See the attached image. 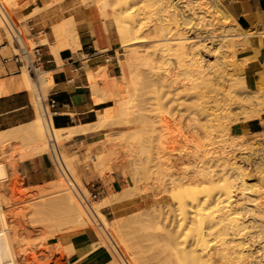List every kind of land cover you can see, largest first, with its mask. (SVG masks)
I'll use <instances>...</instances> for the list:
<instances>
[{
	"label": "rangeland",
	"instance_id": "374dc122",
	"mask_svg": "<svg viewBox=\"0 0 264 264\" xmlns=\"http://www.w3.org/2000/svg\"><path fill=\"white\" fill-rule=\"evenodd\" d=\"M26 1L27 0H18L17 5L20 6ZM217 1L226 8V1L229 0ZM109 2L108 11L113 13L114 11L115 13H119L118 11L121 9L124 10L130 7L128 12H133L132 15H134V18H143L146 31L144 30L142 34V36L144 35V41H139L140 43H135V45L122 46L120 39L115 34L112 21H107L106 24L116 37L117 45L113 57L108 58L109 62L97 67L93 71L94 78L100 79L97 84L98 88L107 87V84L105 85L107 78L104 79L105 73L102 72V68L104 71L103 66H105L107 70L105 77H108L107 80L109 81L107 82L109 85L118 81L120 79L119 67L121 63H123L122 60L128 59L127 52L132 49L139 50L141 54H149L148 56L152 63L150 67H142L144 68L143 70L147 67L149 68L143 71L141 84L129 90L130 110L132 111L131 115H133L132 117L130 116V120L127 121L123 119L121 122L114 121V124L112 123L104 128L89 129L99 133L101 139L98 145L94 148L86 147L82 155L73 156V163L71 159L68 161L66 160V168L69 166L67 169L68 171H66L70 173V176H68L66 171L63 172L67 175L65 176L67 181L72 183L73 186L70 184L72 187L75 185L74 180L79 177L78 173L80 168L88 172L98 171L100 175H104L105 173H109L112 167H114L126 179L124 182V189L111 196H97L95 200H92L90 197L91 194H83L89 200L90 204L95 202V204L99 205V212L95 214L96 216H92H94V220H100L96 221L98 224L101 222L106 227L109 236L114 241L112 247L117 252L116 254H118V256L114 258L113 254H110L112 252L109 251L110 249L108 247V249L106 248L101 236L98 234L97 230H95V226L88 219H86V221L89 224H87L86 227L75 229L67 222L63 211L53 208L50 211H44L42 204L44 202H51L54 198H52L53 195L51 194L43 196L44 198L39 196L41 195V190L39 189H44L42 192L49 193L50 184L46 183L39 186L40 188L37 186H33L32 188L13 182V178L19 177L18 163L20 159L18 155L19 151L22 149L21 147H24L23 145L26 141L10 139L0 146V163L5 162L7 164L8 162L7 165H9V163H14L12 169L10 168L11 165H9L10 167H6L9 169H6V177L4 178L3 176V178L1 177L0 179V199L3 204V212L6 215L8 225L14 232L13 243L15 242L14 245L15 252L18 256V264H67L65 257H68L76 248L71 243H62V238L66 236L78 238L87 234V230L90 242L87 243L88 245L86 248L91 250L89 249V247H91L96 250L94 254L87 256L83 261L81 260L82 262L80 264H119L117 259L121 260L122 264H164L166 257H170L172 246V241L170 240V244V241L165 238V233L171 231L170 229L174 230L176 222V219L172 220L175 216H173V214H168V207H166L169 203L171 204L168 200L169 181L170 178H177L184 172L188 173L191 170V165L193 163L191 161L193 160H191V158L188 159L187 155L195 154L196 148L200 149L201 156L207 153V156H209V154L211 156L214 154V157L224 149L222 153L228 158V161L226 160L227 163L236 160L238 166L243 165L244 179L247 185H249L246 186L249 188L252 186L249 189L252 198L257 201L259 200L260 203H264V145L262 144L264 140H260L264 134V109L261 108L262 110L259 112L257 120H252L255 118L254 117L249 119L252 121H243L245 115L250 111L248 107H252L251 101L256 96L254 92L258 91L260 88L264 89V84L260 85L256 83V80L254 88L246 89L242 87L241 82L242 80L244 81V67L242 61L244 57L238 56L237 54H234L232 57L230 56L231 58L229 57L230 59L228 58V60H226L228 65L225 79H218L221 83L219 89L217 91H211L208 88L203 90V87L200 88L203 91V93H201L200 90H196V88L192 86L193 83L198 82L194 81V77H190V74H188L190 68L188 63L171 55H168L170 57L167 56L168 59H166L165 64H160L159 61L155 59L157 54H159L158 50H160V42H158L160 39L158 37L159 35L157 34V36H155V31L151 29V26L155 25L157 22L154 20L157 18V15L154 13L155 11H151L153 13L150 12V15L147 14L145 16L138 14L140 11L136 5L131 8V2H128V0H109ZM206 6H208V4ZM87 7L91 8L99 17V10L95 4H89ZM69 18L70 17L64 18L50 27L54 39L53 42H64L69 36L68 30L61 29ZM232 18L234 17L232 16ZM214 22L216 23L215 20ZM220 24L221 23L217 21V24L211 26L207 31L203 28L202 30L201 28L200 30H193L194 28H191L190 31L192 35H198L197 38H199L198 40H200L201 43L204 42L207 46H209V44L215 45L220 41V35L223 31V27H221ZM172 27L173 25L169 26V28ZM238 28L239 36L236 38L234 37V41L237 40L236 42L238 43L236 44L235 50L238 46L242 45V37H246L249 34V31H244L241 26ZM147 31H151L155 33V35L151 34V32L149 34ZM172 33L174 35L175 30H171V38L175 37V35L171 36ZM43 34L45 33L41 32L38 34V37L29 36L28 38L31 39L28 41L26 40L28 38L23 39L26 40L29 47L35 44L41 45ZM213 35L216 38H214ZM6 36L8 40L11 41L7 33ZM211 40H213L212 43ZM73 52L76 51L71 50L64 52L62 49H59L56 59L60 60L59 57L63 53L68 56ZM212 52H209L204 58L215 61L217 55ZM213 54L215 58H213ZM162 61L163 60H160V62ZM147 70H149V72H146ZM146 73L149 74L147 75ZM160 73L162 75L165 73L166 75L168 74L170 76L169 80L173 79L170 86H166V82H163L165 86L163 85L161 82L162 80L160 81L162 76ZM39 74L41 73L37 75L39 76ZM158 79L161 84L158 82ZM32 80L35 81L34 79ZM235 88L239 89V92L242 90L245 91H243V93L232 94L230 91ZM98 93L101 94L102 92L100 90L99 92L97 91V93L94 92V97L96 94L98 95ZM102 94H105L107 97L106 93ZM105 95L103 97H105ZM104 102L105 106L114 103L113 100ZM39 115L37 117L38 119L40 118ZM242 116H244V118ZM96 120H98V117ZM220 126L222 127V131H220ZM109 132L110 134H108ZM116 132H119L121 137L118 138L114 146L111 147V144L108 143V139L112 134H117ZM230 134L236 135L238 139L236 138L232 142L231 140H226ZM70 136L65 139L68 140L72 138V136ZM183 137L186 140L181 141L180 138ZM163 138L165 140H163ZM56 140L59 141L58 137ZM66 140H60L57 143L60 144V142ZM139 148H141L143 152L138 151ZM225 151L228 156H231L228 157ZM98 156L102 157L101 162L97 160ZM230 157L234 159L230 160ZM159 159L162 160L160 161V163L162 162L161 165L164 163L162 167L156 166L159 163ZM221 160L218 159L215 161V164L211 162L213 163L214 169L219 170V168H221L219 165L223 166L224 161L223 159ZM59 167L61 166L59 165ZM58 179H61V177ZM61 180L69 187V184H67L68 182L66 183L64 180V176ZM166 197L167 199H165ZM40 206L45 214H37V209L41 210ZM155 209L163 214L166 213V215L164 214L165 217L163 216L164 219L161 217L154 219L158 221L159 224H156L153 219L151 221V211ZM217 228H213L214 230L212 229V236L209 235V237H206L208 238L207 244L210 240L207 245V248L209 246V249H207L209 252H215L220 249L222 242L230 238V235H225L226 232L224 229ZM217 230H220V232L218 233ZM256 230L257 229L254 231ZM118 231H120V234ZM178 236H180V233L177 232L174 234L173 238L178 241L180 239ZM246 236L250 235L246 233ZM246 236L244 235V237ZM166 242L169 243V247L167 245V248ZM257 243L258 242L252 243L251 250H249L254 251V253L258 250L257 255H259V257L257 256V258L263 261L261 263L264 264V252L260 249L261 243ZM213 249L215 251H213ZM82 256L81 254L80 257ZM112 259H115V261ZM252 264H257V262H253Z\"/></svg>",
	"mask_w": 264,
	"mask_h": 264
},
{
	"label": "bare ground",
	"instance_id": "6f19581e",
	"mask_svg": "<svg viewBox=\"0 0 264 264\" xmlns=\"http://www.w3.org/2000/svg\"><path fill=\"white\" fill-rule=\"evenodd\" d=\"M79 2L86 8L89 4H95V6L99 10L97 11L99 13L100 20L102 21L101 24L105 23L107 20L112 21L115 34L120 39L122 46H130L131 44L135 45V43H138L139 41L141 42L144 39V35L142 36V34L146 29L144 28L145 22L143 23V18H134V15H132L133 12H128L130 10V7L124 10L119 9L122 12L118 11L119 13H115L114 11L113 13L108 11L110 3L109 0H79ZM128 2H131V8L134 5L138 7L140 11L138 12V14L140 15L146 16L151 11H155L154 13L157 15V18L154 20H156L157 22L155 21L156 24L151 26V29L155 31L156 35L155 33H152L151 31L150 32L155 36H157L158 34V37L160 38L158 41L160 42V50H158L159 54H157L155 58L157 61H159L160 64H165L166 59H168V55L178 57L182 61L188 63L190 67L188 74H190V77H194V81L198 82L193 83V88H196V90H200L201 93H203V91L200 88L203 87V90H205V88H208L211 91H217L219 89L221 83L218 81V79H225V76L227 75L226 68L228 63L226 60H228L230 56L232 57L234 54H236L235 47L238 43L236 42L237 40L234 41V37L236 38L237 36H239L238 27H240L238 22L234 18H232V15L223 5H220L217 0H128ZM17 4L18 0H0V17H3L5 21L8 22L9 20L6 14L7 9H9L10 7H19ZM207 4L208 6H206ZM214 20L216 21V23L214 22ZM217 21H219L221 23L220 26L223 27L222 34L220 35L221 39L223 40L219 39L220 41L218 40L219 42H217L215 45L209 44L210 42L208 43L209 46H207V44L204 42L201 43L200 40H198L199 38H197L198 35H192L190 31L191 28H194L193 30H200V28L202 30L203 28L207 31L211 26L217 24ZM10 23L12 24V22ZM170 25H173V27L169 28ZM9 28V30H11L10 25ZM61 29H66L69 32V36L64 42H49L46 36H43L41 40V44H48L52 48V53L56 57L58 56L59 49H62L64 52H68L71 50L77 51L78 49H80L79 37L75 30V22L72 17H70L69 20L64 23V26ZM171 30H175V37H170ZM11 32L13 33V30H11ZM150 32L148 33L150 34ZM172 35L173 33L171 34V36ZM30 39L31 38H28L26 40L28 41ZM26 40H24L25 43ZM212 41L213 40H211V43ZM209 52L217 55V59H215V61H210L204 58L205 56H207V54H209ZM127 54L128 59H123V63H121V66L119 67L120 79L118 81L113 82L109 85V83L107 82L109 81L107 80L108 77H105L107 70L105 69V66H103L104 71L102 68V72L105 73H103L104 79L107 78L105 81V85L107 84V87L98 88L97 84L100 79L98 80L94 77V79L92 78L93 82H90L92 91L97 93V91L99 92L100 90L102 93L107 94V97L102 93H98V95L96 94V102H103L108 100H113L114 102L104 108V111L98 116V120L92 123V125L89 124L56 128L52 125L51 120H49L48 122L45 120L43 113L41 112L42 106L40 104L39 96L37 95V86L46 83L48 80L51 81V74L50 72L43 71L41 72V74H39V76L37 75L35 77V81L31 79L33 90L35 92V95H37L36 98L37 104H39L38 108L40 118H36L34 119V121H31L26 125H20L16 128L0 132V146L10 139L25 140L26 143L23 145L24 147H21L22 149L19 151L18 158L20 160H24L35 155H42L46 152H52L57 159L58 157L56 156L57 152L55 145H57V142H59L60 140H66V137L76 132H84L86 130L94 128H104L112 123L114 124L118 121L121 122V120L123 119H126L127 121L130 120L133 115H131L132 111L130 110L129 90L130 88L141 84L140 82L143 77V71L150 67L152 61L148 56L149 54H141L137 49H132L131 51H128ZM214 54L213 58H215ZM75 55L76 54H74V56ZM160 60L163 61L160 62ZM242 65L244 68L248 67L250 65L249 59L244 58L242 61ZM144 66L149 67L143 70L144 68L142 67ZM149 70H147L146 72H149ZM146 74L148 75L149 73ZM169 79L170 76L168 74L166 75L165 73L161 76L160 81L162 80V83L166 82L165 85L170 86V83H172L173 79ZM160 81L158 79V82ZM256 83L260 85L264 84V74L258 77ZM241 85L243 88L248 89L243 80L241 82ZM243 91L245 90L239 92V89L235 88L230 92L232 94H238L243 93ZM254 93L256 96L251 101L252 107H248L250 108V111L245 115V119L243 121H247L254 117L258 118L259 112L264 109V89L260 88ZM104 95L105 97H103ZM242 117L244 118V116ZM220 131H222V127ZM116 133L117 134H112L108 139V143L111 144V147L114 146L118 138L121 137L119 132ZM108 134H110V132ZM56 136L58 137L59 141L56 140ZM236 138V135L230 134L226 138V140H231L232 142ZM180 139L181 141L186 140L184 137ZM163 140L165 139L163 138ZM260 140H264V138H261ZM51 141H54V144H51ZM262 144L264 145V141ZM140 149L141 148H139L138 151H142V149ZM223 150L214 157L213 153H211L213 154L212 156L210 154L209 156H207V153L201 156L200 149L196 148L195 154L187 155L188 159L191 158V160H193H189L193 162L191 165V170L188 173L184 172L177 178H170V186H168L169 190H167L169 192L168 200L171 202V204L169 203L166 207H168V214H173V216H175L172 220L176 219V222L174 230L170 229L171 231H167L165 233V238L169 241H172V246L170 257H166V259L164 260V264H252L253 262H257V264H260L261 262H263L260 261L259 258H257V256L259 257V255H257L258 250L254 253V251H250V248L253 245L252 243L258 242L261 243L260 249L264 252V203H260L259 200L257 201L252 198L249 192V189L252 186H250V188L247 187L249 185H247L246 180L244 179V167L242 168L243 165L238 166L236 160H233L231 163H227L226 160L228 161V158L225 157V154L223 155ZM233 157H230L229 159L232 160L234 159ZM218 159H223L224 162L223 166L219 165V167L221 168H219V170H216L213 168L212 164H215V161H217ZM66 160L68 161L70 159ZM97 160L101 162L102 157L98 156ZM160 161L162 160L159 159V163ZM159 163L156 166L162 167V165L164 164L163 163L161 165L162 162L160 164ZM7 164L5 162L0 163V179L1 177L3 178V176L4 178L6 177V169H8L6 168L7 166L11 165V167L9 166L11 169L14 166V163H9V165ZM60 168L62 170V174H64L69 166L68 168H66V165H64ZM69 174L70 173H68V176H70ZM63 176L65 182H68L67 184H69V187L62 182L61 177V179H56L54 181L48 182V184H50L49 193H44L42 192L44 191V189H39L41 190V195L39 196L43 197L45 195L51 194L53 195L52 198H54L51 202L47 203H45L41 199L44 202L42 204V208L45 212L52 210V208L63 211V213L65 214V219L75 229L86 227V225L89 224L87 223L86 219L91 221L96 228L95 230H97L98 234L101 236L106 248L108 247L110 249L109 251L112 252L110 254H113L114 258H117L118 254H116L117 252L112 247L114 241L109 236L106 227L103 225V223L100 222L98 224V222H96L99 219L94 220V216H96L95 214L99 212V205L95 204V202H92L93 204L88 203L87 206L84 205L79 197V195L82 196V194L80 193L76 185L72 187V183H69V181H67L65 177L67 175L64 174ZM70 184L72 186H70ZM165 199H167V197ZM42 208L41 210L36 208L39 212H37V214L43 213ZM3 211V204L0 199V264H18V256L15 252L14 245L15 242L13 243L14 232L9 227L6 215ZM34 212L36 213L35 210ZM45 212L43 214H45ZM151 212V221L153 219L156 224H159V222L154 219H158V217L163 218L164 214L166 215V213L163 214L156 209L152 210ZM213 228L224 229V231L226 232L225 235H230V238H227V240H224L223 242L221 241V248L216 251L213 249V251L215 252L211 251V253L207 250L209 249V246L207 248V245L209 244L210 240L207 244L208 238L206 237H209V235L212 236L214 230ZM255 229L257 230L254 231ZM118 232L120 234V231ZM177 232L180 233V236H178L180 237V239L178 241L173 238L174 234H176ZM219 232L220 230L218 231V233ZM246 233H248V235L250 236H246ZM85 235L89 237L88 230L87 234ZM244 235L246 237H244ZM168 242H166V248L167 245L169 247ZM112 260L115 261V259ZM117 262H119V264H122L121 260L117 259Z\"/></svg>",
	"mask_w": 264,
	"mask_h": 264
},
{
	"label": "crops",
	"instance_id": "0c3cea01",
	"mask_svg": "<svg viewBox=\"0 0 264 264\" xmlns=\"http://www.w3.org/2000/svg\"><path fill=\"white\" fill-rule=\"evenodd\" d=\"M225 5L241 28L249 31L246 37H242V45L235 52L249 59L250 65L244 68L243 77L246 86L252 89L257 78L264 74V0H229ZM6 14L20 37H38L39 33L44 32L49 42L54 40L50 27L64 18L72 17L80 49L73 55L63 53L57 60L51 47L41 44L42 67L39 73L50 72L51 81L38 85L36 92L42 108L50 100L55 101L57 113L51 118L54 127L92 125L106 107L104 101L96 102L93 95L90 86L94 79L93 71L109 62L108 58L113 57L117 45L114 33L106 24L108 20L101 24L97 14L91 8L81 6L78 0H27L19 7H10ZM6 33L10 37L0 18V132L26 125L39 115L32 81L14 60L16 51ZM257 119L255 117L252 120ZM74 134L72 138L57 144L58 160L52 152L20 160L19 177L13 178V182L33 187L63 177L59 164L63 167L66 159H71L73 163V156L82 155L86 147H96L101 139L99 133L93 130ZM261 138H264V134ZM113 168L104 175L80 168L79 177L74 180L75 185L81 194L96 193L100 197L120 192L124 189L126 179ZM89 242L87 235L63 237L62 243H71L76 248L65 257L67 264H80L87 256L94 254L96 249L86 248Z\"/></svg>",
	"mask_w": 264,
	"mask_h": 264
},
{
	"label": "built area",
	"instance_id": "2783aa9c",
	"mask_svg": "<svg viewBox=\"0 0 264 264\" xmlns=\"http://www.w3.org/2000/svg\"><path fill=\"white\" fill-rule=\"evenodd\" d=\"M2 20L3 25L5 26L6 30H8L10 35V40L12 45L15 48V54L13 55L14 60H16L20 67L22 68L23 72L28 75L30 79H35L37 74L40 72V68L42 67V54H41V46L40 44H35L32 47H29L27 43H25L24 39L18 35L16 32L14 25L11 24L9 21L6 22L3 17H0ZM11 30H9V25ZM56 103L54 100H50L48 105L42 108V113L45 120L48 122L51 120L52 116L55 115L57 112L55 111ZM51 144H54V141H51ZM57 147V145H55ZM97 194L93 193L90 195L92 200L97 198ZM81 201L84 205L87 206L89 200L82 194Z\"/></svg>",
	"mask_w": 264,
	"mask_h": 264
}]
</instances>
